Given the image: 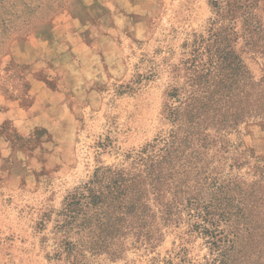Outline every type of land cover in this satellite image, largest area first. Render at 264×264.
Returning <instances> with one entry per match:
<instances>
[{"label":"rangeland","instance_id":"rangeland-1","mask_svg":"<svg viewBox=\"0 0 264 264\" xmlns=\"http://www.w3.org/2000/svg\"><path fill=\"white\" fill-rule=\"evenodd\" d=\"M256 14L264 24V1ZM212 18L209 0H0V264H70L79 236L60 228L65 198L100 163L120 164L170 131L168 95ZM244 59L260 78V60ZM226 141L264 157V122ZM180 232L167 229L150 250L124 236L119 256L82 262L177 264L184 247L186 264H210L204 239L183 246Z\"/></svg>","mask_w":264,"mask_h":264},{"label":"trees","instance_id":"trees-1","mask_svg":"<svg viewBox=\"0 0 264 264\" xmlns=\"http://www.w3.org/2000/svg\"><path fill=\"white\" fill-rule=\"evenodd\" d=\"M263 1L209 0L208 34L168 95L170 131L120 164L100 163L65 198L60 228L79 236L68 242L70 264H84L86 253L119 256L124 236L154 249L167 229L181 230L183 246L204 239L210 264H264V157L232 153L226 141L264 122V24L256 14ZM244 54L260 60V78ZM178 255L186 264L187 249Z\"/></svg>","mask_w":264,"mask_h":264}]
</instances>
